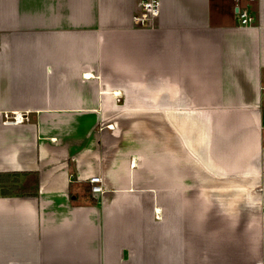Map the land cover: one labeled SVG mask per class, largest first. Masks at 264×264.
Segmentation results:
<instances>
[{"label": "crops", "instance_id": "crops-1", "mask_svg": "<svg viewBox=\"0 0 264 264\" xmlns=\"http://www.w3.org/2000/svg\"><path fill=\"white\" fill-rule=\"evenodd\" d=\"M160 4L0 0V264H264V0Z\"/></svg>", "mask_w": 264, "mask_h": 264}, {"label": "built area", "instance_id": "built-area-1", "mask_svg": "<svg viewBox=\"0 0 264 264\" xmlns=\"http://www.w3.org/2000/svg\"><path fill=\"white\" fill-rule=\"evenodd\" d=\"M255 1V0H251ZM134 14L132 16V22L135 28L138 29H153L156 26L161 12L160 0H133ZM240 21V26L250 27L254 20L253 16L247 10H237ZM4 123L14 124L20 123L24 120H28V117L13 113L11 116L4 115ZM261 134L264 136V123L261 125ZM99 178L94 177L90 179V190L92 193H101L102 187L99 184Z\"/></svg>", "mask_w": 264, "mask_h": 264}, {"label": "trees", "instance_id": "trees-1", "mask_svg": "<svg viewBox=\"0 0 264 264\" xmlns=\"http://www.w3.org/2000/svg\"><path fill=\"white\" fill-rule=\"evenodd\" d=\"M11 176H19V174H0V189H1V191H0V195H3V196H6V195H8L9 193H8V189L6 188V186L5 185H3L5 182L7 183L8 181L6 180V178L5 177H7V178H9V177H11ZM15 182H17V180L15 181ZM91 192H90V188H88V187H86L85 188V194H86V198H88V201H89V203H95L96 202V200L94 199V198H92V195L90 194ZM70 195L72 196V193H70ZM74 198H77V196L76 197H74ZM74 198L71 200V203H74ZM76 200V199H75Z\"/></svg>", "mask_w": 264, "mask_h": 264}, {"label": "rangeland", "instance_id": "rangeland-1", "mask_svg": "<svg viewBox=\"0 0 264 264\" xmlns=\"http://www.w3.org/2000/svg\"><path fill=\"white\" fill-rule=\"evenodd\" d=\"M8 116H11L12 114L10 113V114H7Z\"/></svg>", "mask_w": 264, "mask_h": 264}]
</instances>
